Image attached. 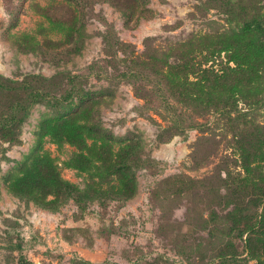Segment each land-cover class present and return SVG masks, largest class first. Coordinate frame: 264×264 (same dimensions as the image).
Listing matches in <instances>:
<instances>
[{"label": "rangeland", "instance_id": "1", "mask_svg": "<svg viewBox=\"0 0 264 264\" xmlns=\"http://www.w3.org/2000/svg\"><path fill=\"white\" fill-rule=\"evenodd\" d=\"M253 21L264 0H0V264H254L239 235L264 208ZM69 116L94 126L86 147L41 150L78 196L11 194L41 123Z\"/></svg>", "mask_w": 264, "mask_h": 264}, {"label": "trees", "instance_id": "2", "mask_svg": "<svg viewBox=\"0 0 264 264\" xmlns=\"http://www.w3.org/2000/svg\"><path fill=\"white\" fill-rule=\"evenodd\" d=\"M253 29L262 30L264 28L260 22L253 21L245 23L242 31H254ZM13 121L14 117L0 121V129L11 126ZM87 122L89 124L79 122V120L75 119V116H69L58 122H52L53 124L48 122V120L44 125L41 123L32 152L22 161L18 162L15 172L7 176V190L11 194L30 199L39 204L48 202L45 201L48 195L53 196V199L49 200L50 202L47 204L61 202L66 197L78 196L77 188L71 186L60 177L48 152L41 150V141L44 136L48 135L57 144L66 140H73L72 142L76 143L79 147H86L84 133L94 130V126L89 121ZM96 131L98 132V130ZM75 162L77 168L84 169L83 164L88 163V159L83 155H77ZM123 164L125 165L124 168H128L126 162H123ZM124 168L119 164H114L111 170L117 174L122 183L128 176V172ZM245 168L248 170L247 166ZM107 170L110 171L109 169ZM119 192H122L121 194L124 197L130 196V193L123 190ZM258 217L255 223L252 224L249 220L245 219L242 222V226L245 227H242L239 235L242 236L243 233H247L245 248L249 258L255 260L254 264H264V208L261 214H258ZM225 261L227 260H222L221 264H225ZM231 264L247 263L237 261Z\"/></svg>", "mask_w": 264, "mask_h": 264}]
</instances>
